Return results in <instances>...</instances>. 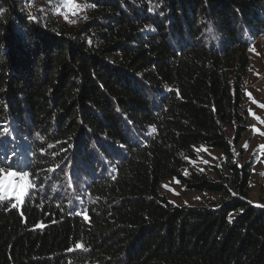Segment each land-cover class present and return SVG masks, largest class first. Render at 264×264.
Masks as SVG:
<instances>
[{"label":"trees","instance_id":"16d2710c","mask_svg":"<svg viewBox=\"0 0 264 264\" xmlns=\"http://www.w3.org/2000/svg\"><path fill=\"white\" fill-rule=\"evenodd\" d=\"M87 1L74 25L0 0V135L90 178L82 214L36 190L0 201V264H264V206L233 154L264 0ZM194 144L221 151L215 179L182 173ZM169 176L219 199L172 205Z\"/></svg>","mask_w":264,"mask_h":264},{"label":"rangeland","instance_id":"374dc122","mask_svg":"<svg viewBox=\"0 0 264 264\" xmlns=\"http://www.w3.org/2000/svg\"><path fill=\"white\" fill-rule=\"evenodd\" d=\"M22 9L30 19L52 18L68 24L81 25L88 21L94 14L92 5L87 0H20ZM250 68L248 75L242 80L243 101L242 109L246 110V130L243 132L238 144L233 149L235 159L243 162H250L251 177L248 188V199L256 206H264V30L250 42L248 48ZM250 94V95H249ZM254 113V115H253ZM3 130H6L4 128ZM226 134L232 137L231 130L226 127ZM13 133L0 135V168L4 169L0 177L8 172L16 171L29 173L27 182L18 178L11 179L12 187L9 191L13 195L2 200L9 207L13 204L20 205L23 199L30 192L40 191L51 196L59 203L61 202L66 212L82 214L84 206L90 201L87 193V181L90 178L77 171H71L62 166H51L56 159L51 153L43 151L29 152L33 140L31 137L24 138L23 135L15 136ZM28 138V139H27ZM194 156L187 159L186 166L181 169L183 174L194 170L198 173L210 174L214 179L215 175L210 170L211 165H219L223 155L216 148L206 147L202 144H194L192 147ZM206 149V150H205ZM38 155V156H37ZM45 155V156H44ZM36 156L45 162L40 164L44 169L31 174L36 161ZM49 166V167H48ZM25 183L31 184L26 194L18 202L16 193L25 189ZM159 191L168 198L172 205L177 206H209L217 202L219 196L214 193L187 190L179 185L173 176L163 178ZM2 192V188H0Z\"/></svg>","mask_w":264,"mask_h":264},{"label":"snow or ice","instance_id":"6c2138e0","mask_svg":"<svg viewBox=\"0 0 264 264\" xmlns=\"http://www.w3.org/2000/svg\"><path fill=\"white\" fill-rule=\"evenodd\" d=\"M211 31V29H209ZM250 95V94H249ZM254 115V113H253ZM206 150V149H205ZM4 169L0 168V173H3ZM29 173L27 171L18 173L16 171L8 172L6 175L0 177V188H2V192H0V201L8 199L9 196L13 195L12 192L9 191V188L12 187L11 179L18 178L21 181L27 182ZM31 184L25 183V189L19 193H16V200L19 202L22 197L26 194V190L28 187H31ZM13 207H17L18 204H13ZM79 214V213H77Z\"/></svg>","mask_w":264,"mask_h":264}]
</instances>
